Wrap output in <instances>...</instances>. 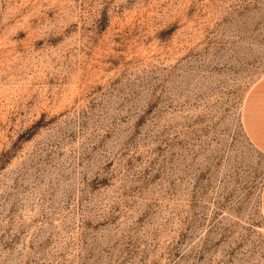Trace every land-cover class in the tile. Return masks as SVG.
Wrapping results in <instances>:
<instances>
[{
  "label": "rangeland",
  "instance_id": "374dc122",
  "mask_svg": "<svg viewBox=\"0 0 264 264\" xmlns=\"http://www.w3.org/2000/svg\"><path fill=\"white\" fill-rule=\"evenodd\" d=\"M0 264H264V0H0Z\"/></svg>",
  "mask_w": 264,
  "mask_h": 264
}]
</instances>
